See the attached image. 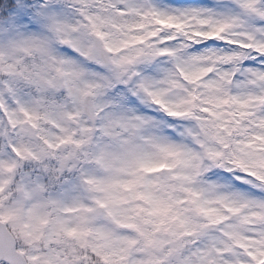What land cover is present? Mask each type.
Instances as JSON below:
<instances>
[{"label": "snow or ice", "instance_id": "obj_1", "mask_svg": "<svg viewBox=\"0 0 264 264\" xmlns=\"http://www.w3.org/2000/svg\"><path fill=\"white\" fill-rule=\"evenodd\" d=\"M0 264H264V0H0Z\"/></svg>", "mask_w": 264, "mask_h": 264}]
</instances>
